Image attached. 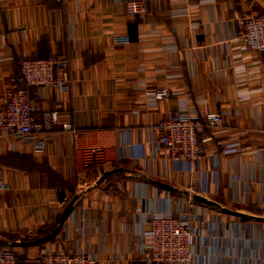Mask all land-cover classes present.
<instances>
[{
  "label": "crops",
  "instance_id": "1",
  "mask_svg": "<svg viewBox=\"0 0 264 264\" xmlns=\"http://www.w3.org/2000/svg\"><path fill=\"white\" fill-rule=\"evenodd\" d=\"M127 1L0 4V106L23 55H62L69 90L46 87L38 96L30 88L29 98L35 121L56 110L59 123H71L55 124L41 152L0 142L11 186L0 190V248L17 264L74 248L98 264H144L143 216L124 223L117 210L141 203L174 211L176 198L189 195L208 210L194 223L204 260L191 264H264V58L234 37L244 17L264 12V0H134L146 6L134 13L124 10ZM123 34L126 42L114 41ZM207 111L223 124L204 128L199 158L169 159L154 141L155 123Z\"/></svg>",
  "mask_w": 264,
  "mask_h": 264
},
{
  "label": "built area",
  "instance_id": "2",
  "mask_svg": "<svg viewBox=\"0 0 264 264\" xmlns=\"http://www.w3.org/2000/svg\"><path fill=\"white\" fill-rule=\"evenodd\" d=\"M7 0H0V4ZM146 6L137 1L125 2L124 10L128 13L143 12ZM234 37L242 47L264 58V12L246 16L234 31ZM115 42H126L127 36L115 35ZM261 64L260 62H257ZM10 82L4 92V104L0 106V142L30 143L36 152H41L55 124L63 129H71V123H59L56 110H44L40 120L35 121L32 115V104L29 89L33 88L40 96L46 87L57 91H67L70 88L69 62L62 55L25 56L18 63L17 72L9 78ZM163 91L156 90L159 98ZM223 118L220 113L207 111L201 116L189 114H168L159 119L153 129L154 141L166 149L169 159L176 162L192 164L200 156L199 136L206 126H221ZM35 131H40L36 136ZM209 174L214 177L216 157L213 154ZM10 184L4 179L0 169V190L10 189ZM189 189V188H187ZM65 198H62L64 201ZM179 207L172 211L148 210L137 204L130 209H119L116 218L129 223L135 215L143 216L146 228L140 230L137 241V254L144 264H191L194 257L200 262L204 253L194 247L197 227L208 211L204 206L194 204L189 195L185 199L176 198ZM192 207V210L190 209ZM72 219V215H69ZM62 238L67 239V223H64ZM40 264H98L93 254L79 248L69 251L42 250L39 254ZM0 264H17L12 250L0 251Z\"/></svg>",
  "mask_w": 264,
  "mask_h": 264
},
{
  "label": "trees",
  "instance_id": "3",
  "mask_svg": "<svg viewBox=\"0 0 264 264\" xmlns=\"http://www.w3.org/2000/svg\"><path fill=\"white\" fill-rule=\"evenodd\" d=\"M5 249H8V248H5ZM2 250H4V249H2V248H0V251H2ZM11 250V249H10ZM14 253V252H13ZM15 255V254H14ZM16 257V256H15Z\"/></svg>",
  "mask_w": 264,
  "mask_h": 264
},
{
  "label": "rangeland",
  "instance_id": "4",
  "mask_svg": "<svg viewBox=\"0 0 264 264\" xmlns=\"http://www.w3.org/2000/svg\"><path fill=\"white\" fill-rule=\"evenodd\" d=\"M169 195V194H168ZM171 195H173V194H171ZM170 196V195H169Z\"/></svg>",
  "mask_w": 264,
  "mask_h": 264
}]
</instances>
